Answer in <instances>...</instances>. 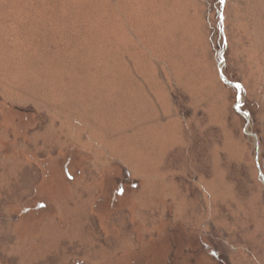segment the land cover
<instances>
[{"label":"rangeland","instance_id":"rangeland-1","mask_svg":"<svg viewBox=\"0 0 264 264\" xmlns=\"http://www.w3.org/2000/svg\"><path fill=\"white\" fill-rule=\"evenodd\" d=\"M0 264H264V0H0Z\"/></svg>","mask_w":264,"mask_h":264},{"label":"water","instance_id":"water-1","mask_svg":"<svg viewBox=\"0 0 264 264\" xmlns=\"http://www.w3.org/2000/svg\"><path fill=\"white\" fill-rule=\"evenodd\" d=\"M222 77H224V76H223V73H222Z\"/></svg>","mask_w":264,"mask_h":264}]
</instances>
